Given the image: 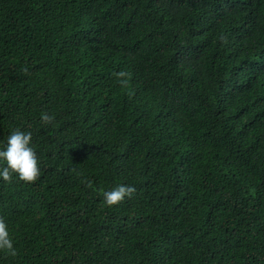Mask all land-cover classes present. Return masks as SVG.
Returning <instances> with one entry per match:
<instances>
[{
  "label": "trees",
  "instance_id": "16d2710c",
  "mask_svg": "<svg viewBox=\"0 0 264 264\" xmlns=\"http://www.w3.org/2000/svg\"><path fill=\"white\" fill-rule=\"evenodd\" d=\"M17 128L40 172L0 178V264H264V0H0Z\"/></svg>",
  "mask_w": 264,
  "mask_h": 264
},
{
  "label": "clouds",
  "instance_id": "9594fccd",
  "mask_svg": "<svg viewBox=\"0 0 264 264\" xmlns=\"http://www.w3.org/2000/svg\"><path fill=\"white\" fill-rule=\"evenodd\" d=\"M118 77H126L127 73L120 71ZM121 84L127 83L120 80ZM42 121L48 122L53 117L46 113L41 114ZM40 172L38 157L33 146L32 132L22 129H14L7 136L6 142L0 146V178L8 181L13 174L20 180L31 182ZM135 192L132 185L119 184L103 193V199L108 205L116 204L125 197H131ZM0 251L15 255L16 249L10 234L7 221L0 217Z\"/></svg>",
  "mask_w": 264,
  "mask_h": 264
}]
</instances>
